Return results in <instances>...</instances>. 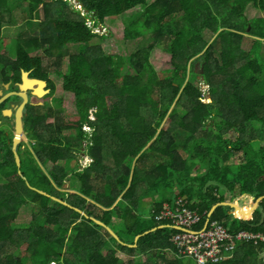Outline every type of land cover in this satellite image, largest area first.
Masks as SVG:
<instances>
[{
  "label": "trees",
  "instance_id": "obj_1",
  "mask_svg": "<svg viewBox=\"0 0 264 264\" xmlns=\"http://www.w3.org/2000/svg\"><path fill=\"white\" fill-rule=\"evenodd\" d=\"M70 1L0 0V29L16 5L28 12L29 26L44 17L31 37L16 39L15 60L1 58L3 83L7 69L14 81L31 70L50 95V77L61 78L63 92L30 111L28 137L38 158L28 152L20 171L35 174L19 175L12 151L0 163V264H196L166 257L178 253L172 239L179 230L155 218L178 197L203 215L198 229L210 219L234 234L264 235V199L249 217L224 205L208 217L218 203L255 204L264 196V17L244 15L248 4L264 11V0H78L79 9ZM139 6L144 12L125 27L124 39L146 41L143 48L127 59L90 46L94 29ZM71 45L77 51L65 54ZM157 54L168 58L167 68ZM81 151L92 161L78 169ZM23 207L32 219L19 227ZM253 243L239 242L231 258L207 264H264V242Z\"/></svg>",
  "mask_w": 264,
  "mask_h": 264
},
{
  "label": "rangeland",
  "instance_id": "obj_2",
  "mask_svg": "<svg viewBox=\"0 0 264 264\" xmlns=\"http://www.w3.org/2000/svg\"><path fill=\"white\" fill-rule=\"evenodd\" d=\"M70 3L74 6V8L79 9L80 5L78 4V0H71ZM11 13H7V14H3L2 18H4V21L2 22V27L0 29L1 31V38H0V60L3 56H7L10 59L13 60V58H15L14 55V43H16V39L20 36L21 39L22 38H29L32 36L33 32L38 31L39 28H41L43 26V22L42 20L44 19V17L42 16V19H35L32 21L31 25H27L26 24V14L28 12H26L24 9H22L20 6H14L11 7ZM144 12V7L139 6L136 7L134 9H132L131 11H128L124 14H122L119 18L116 19H108L106 20L102 25H100L98 28L94 29V32L97 33V37L94 38L92 40V42L90 43V46H99L102 48V50L106 53V54H111V55H115L118 57H125L128 59L127 56H129L132 53H136L138 49L143 48L145 45H143V43L146 44V41H144L143 43L141 42V40H133V41H126L124 39V32H125V27L133 20L138 19V17ZM83 14L85 12H82ZM247 17V19H259L261 17H264V11H260L258 9H256L253 4H248L245 12H244ZM259 21V20H258ZM257 21V22H258ZM88 25H90V23L88 22ZM206 37H208V35L206 34ZM251 47V44L248 40L245 41L244 43V47L246 49H249ZM78 49L77 45H71L69 47H67L64 52L65 54L67 53H74L76 52ZM263 55H264V43L262 45V50ZM38 54L41 53V51H36ZM155 53V52H154ZM35 54V53H34ZM156 60L161 61L163 64L162 69L167 68L168 67V58L166 56H163L161 54H157L156 55ZM68 61L67 56H65L62 59V63H61V69L62 72L66 71V63ZM165 64V65H164ZM170 67V65H169ZM0 69L2 70V75L0 74V88H2V82H3V69L0 66ZM0 70V72H1ZM195 70L198 71L199 70V66L198 64H195ZM5 75L9 76V78L11 77V72L10 70H5ZM51 80L53 81V83L55 84V92L53 97L54 98H58L61 95H63L62 92V79L57 77V76H51L50 77ZM258 79L262 80L264 79V74H259L258 75ZM190 80L195 84V85H200L201 87H203L204 89H202L206 94H208V86H203L204 83L202 84L199 81H196V79L194 77H190ZM14 99V98H12ZM43 99V98H42ZM67 99V105L69 106V108L67 109L69 112L71 111L72 108V100L71 98H66ZM17 100V99H16ZM42 102L44 104L50 103L51 102V98L50 97H46L45 99L42 100ZM53 107L55 106V103L52 102L51 104ZM48 122H52L53 118H48L47 119ZM0 130H3L2 128H0ZM9 130V129H8ZM83 130L85 132H91V130L88 127L83 126ZM1 132V131H0ZM82 151L85 150L84 146H81L80 148ZM32 153V157L35 155L33 154L36 149L33 147V151L30 150ZM78 153L77 158H79V167L78 169L81 168V166H87L90 161L86 160V156L82 153ZM36 153V152H35ZM179 154L180 156H185V153L182 150H179ZM22 157H24L25 159H29L31 157V155L29 156L28 153H23L21 155ZM63 164L62 162H58V164ZM81 165V166H80ZM47 166L50 168L51 165L50 163L47 164ZM32 168H27L25 167L24 169H21L22 173H26L28 176H30L31 174H35V173H29L32 172ZM34 172V171H33ZM199 171H196V173ZM32 183H34L33 181H31ZM4 183V180L0 179V184ZM70 188L73 190H77V188L79 187V182L76 180L75 177H71L70 181ZM242 201L240 202V200H238V202L240 203V205L242 206L243 201L246 200V202H244L243 206L245 208H252L255 204H252L253 201L244 199V198H240ZM165 203H163L164 205ZM163 207V206H162ZM145 215H150V209L149 207L146 205L144 210H143ZM32 219V214H31V208L30 207H23L20 209V213H19V217L16 220V226L22 227V226H27L30 222V220ZM232 218H229L228 220H226V223L228 225H231L232 223ZM254 242V241H251ZM255 245V242L253 243ZM121 258H125V254L120 253L119 254ZM166 257L168 259H173V255L171 253H169L168 255H166Z\"/></svg>",
  "mask_w": 264,
  "mask_h": 264
},
{
  "label": "built area",
  "instance_id": "obj_3",
  "mask_svg": "<svg viewBox=\"0 0 264 264\" xmlns=\"http://www.w3.org/2000/svg\"><path fill=\"white\" fill-rule=\"evenodd\" d=\"M91 162V159L86 158ZM156 220H170L172 227L179 230L173 236L178 257H193L196 264L218 263L231 258L239 242H264V235L247 231L232 233L218 221L206 220L202 229L203 215L192 210L186 200L176 198L173 204L165 203ZM264 262V253L262 255Z\"/></svg>",
  "mask_w": 264,
  "mask_h": 264
},
{
  "label": "flooded vegetation",
  "instance_id": "obj_4",
  "mask_svg": "<svg viewBox=\"0 0 264 264\" xmlns=\"http://www.w3.org/2000/svg\"><path fill=\"white\" fill-rule=\"evenodd\" d=\"M15 60V58H13ZM27 72V79L30 82L33 80H42L40 78H37L33 75V72L30 71H22ZM22 73L20 77V81H14L12 77V72H11V77L9 78V81L7 83L2 82V88H0V91L2 92V96H7V98L0 104H5V107L1 109L0 112V128L3 130H0V163H3L5 158L7 157L9 151H12L13 157H14V151H13V141L16 135V112L18 108L23 105L22 108V124H23V130L21 133V141L17 146V153L20 157V160L22 161L24 157L21 155L23 153H28L31 152L30 150L33 151L34 144L29 141V132H28V119L30 118V111L32 110V107L35 105H44L42 102L43 99L46 97H50L51 100L54 98L53 95H50L51 93V88L49 87L48 83L46 80H42L46 82V86L43 88V91H48V93H45L42 97H38L35 92V88H37V85H34V89H27L24 91L27 95V100L24 103V99L17 95L18 93H22V91L19 88V85L23 83L22 80ZM0 96V98L2 97ZM14 98V99H12ZM43 98V99H42ZM17 99V100H16ZM54 120H52L53 122ZM49 123V122H48ZM9 129V130H8ZM36 152V153H35ZM33 154L34 158L37 160V152L36 150ZM15 160V157H14ZM19 174V170H18ZM23 175L22 171L21 174Z\"/></svg>",
  "mask_w": 264,
  "mask_h": 264
},
{
  "label": "water",
  "instance_id": "obj_5",
  "mask_svg": "<svg viewBox=\"0 0 264 264\" xmlns=\"http://www.w3.org/2000/svg\"><path fill=\"white\" fill-rule=\"evenodd\" d=\"M22 80H23V83H22L21 85H19V88H20V90L22 91V93H18L17 95L21 96V97L24 99V103H25L26 100H27V95H26V93H24V91H26L27 89H34V88H33L34 85H37V88H35L36 90H35L34 94H36L38 97H42L45 93H48L47 90H46V91H43V88L46 86V82H45V81H42V80H33V81H31V80H30V82H29L28 79H27V72H23V73H22ZM0 96H2V92H1V91H0ZM6 98H7V96H2V97L0 98V104H1V102H3ZM22 108H23V105H21V106L18 108L17 112H16V126H15V128H16V135H15V138H14V141H13L14 157H15L16 165H17V167L19 168V174H21V171H20L21 161H20V157H19V155H18V153H17V146H18V144H19L20 141H21V133H22V130H23L22 115H21V113H22ZM33 189H34V188H33ZM34 190H36L37 192H39V193H41V194H43V195H47L46 193H44V192H42V191H40V190H37V189H34ZM53 199H54L55 201L59 202V203H62V204H64V205H67V206L71 207L69 204H67V203H65V202H63V201H61V200H59V199H57V198H55V197H53ZM262 199H264V196L259 197V198L256 200L255 205H254L252 208L249 209V211H248L249 213H248V212H247V213H244V212H243V207H242L241 205L237 204V203H229V202L218 203V204H216V205H214V206L212 207L210 213L208 214V217H210V216L212 215V213L215 211V209H216L218 206H220V205L230 206V207L234 208V210L237 212V214L242 215V216H244V217L247 216V214H248L247 217H249V216H251V215L253 214V212L258 208V205H259V203H260V201H261ZM71 208H73V207H71ZM74 209H75L76 211H78L80 214L85 215L81 210L76 209V208H74ZM91 220H93L96 224H98V225L104 227V228H105V229H106V230H107V231H108V232H109V233H110V234H111L116 240L119 241V237L115 234V232H114L110 227L106 226L104 223H102L101 221H99V220H97V219L91 218ZM162 227H163V226H160L159 228H162ZM156 229H157V228H154V229H152V230H150V231H146V232H145L144 234H142V235H145V234H148V233H150V232H153V231H155ZM142 235H138V236L135 238V242H137L138 239H139ZM131 247H135V245H131Z\"/></svg>",
  "mask_w": 264,
  "mask_h": 264
},
{
  "label": "clouds",
  "instance_id": "obj_6",
  "mask_svg": "<svg viewBox=\"0 0 264 264\" xmlns=\"http://www.w3.org/2000/svg\"><path fill=\"white\" fill-rule=\"evenodd\" d=\"M2 103V102H1ZM85 127H88V126H85ZM89 128V127H88ZM86 158H88V159H90L89 157H86ZM21 161V160H20ZM92 161V160H91ZM58 163V162H57ZM85 167V166H84ZM242 200H240V202H241ZM244 202L245 201H243V204H244ZM243 204H242V207H243V209L245 208L244 206H243ZM239 205H240V203H239ZM249 209H250V207H248ZM249 211V210H248ZM245 217H247V216H245ZM263 259V258H262Z\"/></svg>",
  "mask_w": 264,
  "mask_h": 264
},
{
  "label": "crops",
  "instance_id": "obj_7",
  "mask_svg": "<svg viewBox=\"0 0 264 264\" xmlns=\"http://www.w3.org/2000/svg\"><path fill=\"white\" fill-rule=\"evenodd\" d=\"M173 255V258H176V257H178L176 254H172Z\"/></svg>",
  "mask_w": 264,
  "mask_h": 264
}]
</instances>
